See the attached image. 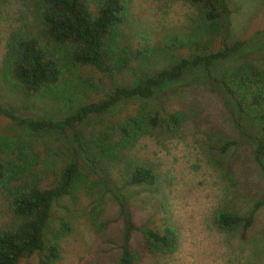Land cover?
I'll return each instance as SVG.
<instances>
[{
	"label": "rangeland",
	"instance_id": "374dc122",
	"mask_svg": "<svg viewBox=\"0 0 264 264\" xmlns=\"http://www.w3.org/2000/svg\"><path fill=\"white\" fill-rule=\"evenodd\" d=\"M221 39H240L241 48L226 59L186 70L168 81L152 98L150 108L182 112L178 127L140 137L122 150V161L92 167L79 151V171L68 195L55 199L44 230L45 245H56L55 264H114L127 236V248L139 252L135 264H264V156L255 157L254 121L239 116L232 100L211 79H219L238 62L264 69L263 0H226ZM26 8L17 0H0V68L11 32L26 23ZM205 37L194 6L185 0H130L113 46V73L90 66L66 67L54 90L24 99L0 78V105L18 116L60 121L111 84L132 85L186 54L160 47L163 33ZM152 48V51L145 49ZM138 102H123L102 119L79 126L84 137L112 127ZM71 132L28 133L0 118V155L17 170V183L43 186L71 156ZM226 140L232 145L221 151ZM138 162L152 169V185L124 183V165ZM106 169V170H103ZM222 209L251 214L243 238L238 226L221 229L214 221ZM9 221L6 193L0 190V226ZM172 228L173 251L149 253L142 230Z\"/></svg>",
	"mask_w": 264,
	"mask_h": 264
},
{
	"label": "trees",
	"instance_id": "16d2710c",
	"mask_svg": "<svg viewBox=\"0 0 264 264\" xmlns=\"http://www.w3.org/2000/svg\"><path fill=\"white\" fill-rule=\"evenodd\" d=\"M26 8V23L9 34L0 68L2 82L24 99L51 92L58 85L63 70L72 66H90L109 75L113 73V46L130 0H17ZM195 7L205 37L168 31L163 33L160 47L184 50L185 55L159 71L143 76L132 85L113 83L95 100L76 107L60 121L20 117L9 106L0 105V118L23 127L28 133L71 132L67 144L71 156L43 186L17 183V170L6 164L0 155V190L6 193L9 221L0 226V264H55L56 245H45L44 230L50 219L52 202L70 193L77 179L79 161L73 152L79 151L92 167L106 168L122 161V150L132 147L142 136L159 130L178 127L183 114L150 108L147 100L168 81H175L188 69L201 67L208 74L209 66L226 59L241 48L240 39H214L220 33L222 17L229 12L226 0H185ZM264 3V0H263ZM147 52L153 49H145ZM216 82L232 100L239 116L254 121V156H264V69L243 61L222 74ZM136 101L134 111L126 113L113 124L99 130L94 137H84L78 131L88 119H102L123 102ZM234 140L219 146L225 151ZM77 150V151H76ZM106 170V169H103ZM124 183L152 185L150 167L138 162L124 165ZM264 208V200L253 208ZM221 229L238 226L243 238L252 223V215L222 209L214 215ZM124 244L114 264H135L139 252ZM142 244L147 252H170L175 246L172 228L161 232L142 230ZM95 264V263H88Z\"/></svg>",
	"mask_w": 264,
	"mask_h": 264
}]
</instances>
